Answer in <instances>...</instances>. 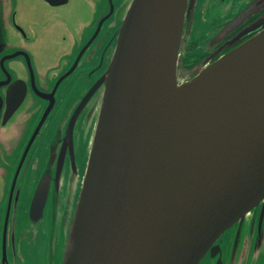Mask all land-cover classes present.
Listing matches in <instances>:
<instances>
[{
  "label": "water",
  "instance_id": "95a60500",
  "mask_svg": "<svg viewBox=\"0 0 264 264\" xmlns=\"http://www.w3.org/2000/svg\"><path fill=\"white\" fill-rule=\"evenodd\" d=\"M188 2L131 0L125 11L97 82L101 100L61 264H199L264 201V29L178 83ZM15 94L12 103L4 98L5 122L24 100L25 91ZM48 186L41 178L31 213Z\"/></svg>",
  "mask_w": 264,
  "mask_h": 264
},
{
  "label": "flooded vegetation",
  "instance_id": "af4514ba",
  "mask_svg": "<svg viewBox=\"0 0 264 264\" xmlns=\"http://www.w3.org/2000/svg\"><path fill=\"white\" fill-rule=\"evenodd\" d=\"M130 1L123 0L119 10L116 0H0V264H61L84 176L74 177L82 160L75 142L84 137L90 147L102 91L97 82L112 59ZM215 1L187 4L178 83L264 29V0H239L234 15L219 18L191 58L197 17L204 21L202 14L213 8L208 3ZM69 10L78 12L70 17ZM21 91V107L5 122L6 93L12 103ZM49 116L54 126L44 130ZM47 176L42 208L31 213L38 183ZM28 180L33 186L26 193ZM24 192L23 227L18 208ZM199 264H264V201L227 229Z\"/></svg>",
  "mask_w": 264,
  "mask_h": 264
},
{
  "label": "rangeland",
  "instance_id": "374dc122",
  "mask_svg": "<svg viewBox=\"0 0 264 264\" xmlns=\"http://www.w3.org/2000/svg\"><path fill=\"white\" fill-rule=\"evenodd\" d=\"M210 1V0H207ZM239 0H225L223 3H221L219 0L215 1L216 4H211L210 2L208 3V6H213L211 11V14H206L205 12L202 14V18H204V21L200 19V16L197 17V27L198 30L197 32L194 34L192 33V41L194 43H196V47L194 46L193 51L190 53L191 58H196L198 53L202 51V46L205 42V37L206 34L210 33V31L214 28H212L211 30L207 31L209 28L213 27L215 22H218L221 20L219 18L223 17L224 15L230 13L231 15H234V13L236 12L235 9V5ZM117 2V6L118 9L120 10L121 4L123 2V0H116ZM78 11L77 10H69V11H65V13L67 15H69L70 17L73 16L74 14H76ZM121 15L123 14L122 11ZM213 12V13H212ZM195 20H194V24L193 26H195ZM207 31V32H206ZM33 119H36V115L33 117ZM46 127L43 129L44 130H49L51 129L54 124L52 123V117L49 116V118L46 121ZM52 134V133H51ZM51 136V135H50ZM88 139H84V137H81L80 140L76 139L75 145H79L81 148L80 149V159L82 158V160L80 161L79 164V171L80 173H78V171L74 174V177L77 178L79 175L82 176L84 174L85 171V167H86V163H87V158H88V152H89V144L85 146V143L87 142ZM40 143V142H39ZM78 146V147H79ZM39 147V146H38ZM38 147H36V142L33 145V149L37 150ZM39 156H41V153L38 154ZM33 186V182L30 183V181H27V187L25 189L26 193H29L31 188ZM25 192L23 195V199H22V203L18 208V213H19V222L22 224V226H26L27 223V216H28V204L25 202ZM71 196V193H70Z\"/></svg>",
  "mask_w": 264,
  "mask_h": 264
}]
</instances>
